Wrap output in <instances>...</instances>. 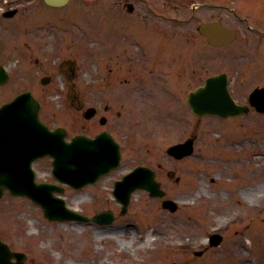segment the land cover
I'll return each instance as SVG.
<instances>
[{
    "label": "rangeland",
    "instance_id": "374dc122",
    "mask_svg": "<svg viewBox=\"0 0 264 264\" xmlns=\"http://www.w3.org/2000/svg\"><path fill=\"white\" fill-rule=\"evenodd\" d=\"M128 1L129 0H73L65 9L54 10L55 12L60 11V15L62 14L61 16L67 17L71 22L56 20L58 21V25L52 22L50 25L46 26L48 27L47 30L35 25L33 27L32 25L27 27L34 29L35 35L40 36L43 40H47V38H43V36H46L49 30H56L59 38L58 40L62 42H56L53 34L50 36L53 41H55L56 48L59 50L60 48H66L65 40H67V38L71 39L69 40L70 46L73 45L71 42L72 40H88L89 35L87 33L85 34L82 30H78L79 26L86 27L87 29V25L82 23L88 21L87 18L90 14L96 15L99 13L100 16H104L110 11L112 5L119 8L117 12L119 11L118 13L122 17H132L140 24L149 26L150 23L145 19L129 13ZM222 1L226 2L227 0ZM160 2H162V0ZM168 3L172 6L176 5V8L183 5L182 9L186 11L187 15L191 14L190 3L186 0H166L164 5ZM30 5L34 8L30 13L36 12L37 16L39 15V11L44 8L43 5L45 4L41 0H34ZM85 7H92L93 10L89 11ZM71 8L78 9L72 11ZM46 11L50 12L49 8H47ZM138 11L141 12V8H139ZM44 12L45 11H42L40 14H44ZM200 13L203 18L197 21L204 19H219L227 23L229 19L228 12L225 10H211L210 7H208L204 8L202 11L198 9V17ZM49 17L50 16H46L41 19L42 21L50 23L51 19L49 20ZM161 21L162 20H160V22L155 21L151 23V25L153 27L160 26L164 29L172 28L165 27L166 24ZM62 22H69L71 24L68 30H65V28L60 25ZM187 27L191 28V25ZM120 28H122L121 25ZM182 28L183 27H178V29ZM4 33L10 34L8 31H4L0 28V35L2 36ZM185 33L189 35L187 31H185ZM120 37L121 34H119V38ZM257 41H259V48H263L264 46L260 40ZM202 44L203 57L201 58V63L196 67V79H203L208 75L226 70L233 74V77L239 78L238 72H236V70L232 71L231 67L233 66V62L231 57H228L227 53H224L220 49L209 47L205 41H203ZM243 48L247 50V47L244 46ZM80 50L81 49L76 50L75 53H78L77 51ZM89 53L86 51L83 54L78 53L76 59L81 68V78L83 81L85 80V77L82 75L84 72V61L87 62V60L90 59L88 56ZM62 54L63 53H58L56 55ZM55 59H57V62L63 60L60 57L59 59L55 57ZM260 59H262L264 63V53H262ZM260 59L257 58V61L260 62ZM245 61H247V59H245ZM40 70L44 69L38 66V73L43 74ZM54 75L56 76V73ZM27 78L32 81L35 80V77L31 75L27 76ZM195 78L193 79L196 80ZM239 80H242V78ZM239 80L236 83L238 84L239 93L242 94L246 90V84L241 85ZM161 100L162 99H159V101ZM58 104H62L61 100ZM123 113L130 114L129 108L123 110ZM185 116L187 117L185 118L186 131H188V117L192 116L189 113H186ZM145 119V121H140L138 123L139 134L149 135L155 148H166L174 137L180 135V133H175V135L170 138L171 141H168L169 138L165 136V134L167 135L169 133L168 131L166 132V125L164 122L157 120L152 122L149 121L150 119ZM210 119L211 118L208 120L203 119L201 126L197 130L199 133V151L197 156L187 159L186 161L176 162L175 165L171 161L160 159L161 153L155 150L154 152H149L151 155L146 151V148L140 150L138 146L141 142H144V140H142L140 136L132 137L131 130H129L128 143L125 141L124 147H126L125 150L128 157L122 169L126 170L129 166L138 161L149 163L158 172V178L162 181L163 186L168 192L167 197L188 201L186 207H181L179 211L171 213L163 209L159 204L163 212V217H161V219L153 218L149 213L143 211L144 208L142 207V203L145 204L149 201L148 204H150L151 202H155V199L150 198L147 192L139 191L132 200L130 211L126 215L121 216L119 214L120 206H118L116 202H94L93 197L96 189L103 187L104 184L107 186L111 185V181H108L107 178L104 179L97 188H89V191H87V189L82 191L68 190L67 195L72 199V203H79L78 205L82 206L86 211L105 206L113 207L119 215V221L114 226L96 228L85 224H76L74 222H49L43 216L42 211L39 210L38 212L36 206L29 200L6 194L0 200V230L3 238L12 248L23 250L28 253L29 256L25 264H47L48 262L52 264H171L172 262H177V264H264V200L256 202L259 205L255 207L254 210L250 208L248 210V215L247 212H238L240 207L243 209L245 206H250L249 200L246 199L244 195H237V192L241 189L249 188V184L244 186L242 181L245 179L236 177L237 179L234 184H230L232 187L234 186L236 190L230 189L229 186L225 187L223 181L234 175L228 173L224 168H222L221 171L215 164L211 165L215 163L213 162L214 152H223L225 158H227L231 156L230 152H232V150L237 155H242L244 157L249 155L248 152L251 151V148L264 150V116L258 117L252 115L248 118H240L235 121L225 122L224 124ZM193 127L195 128V126ZM217 131L222 133L223 141H218L214 138L216 137ZM135 132L136 129L134 130V133ZM161 135H163L164 139ZM225 137L228 139H224ZM232 138H238L240 144L237 145L235 143L232 149L231 144L238 142L232 140L230 144L223 148V144L227 143V141ZM235 149L243 153L240 154L236 152ZM161 150L163 154H166L165 149ZM260 161L264 162V155H262ZM164 162L165 164L163 167H160V164ZM242 163L247 164V170L251 167L246 159L242 160ZM262 166L264 168V164ZM253 167H256V165L253 164ZM170 169L174 170L175 178L169 176L168 170ZM256 170L257 172L259 171L258 168H256ZM177 176L180 177V182L176 180ZM229 199H233L234 201L232 204L226 206L230 201ZM205 205L209 206V208ZM16 208L21 209L18 213L19 216H17L18 219L13 214V210ZM9 210L10 216L17 220L18 226L22 231L20 235L12 234L9 232L8 228L5 231L2 225L4 222H7V220H3L4 222L1 221L2 211ZM237 214L239 215L237 216ZM141 215H143L144 218L141 217ZM235 217L238 218V223L239 221L241 223L233 228L230 227L231 224L228 225L226 231L224 230V241L220 246L205 249L207 244L205 243L204 245L192 244L190 249L177 247L180 244V240L195 239L197 242H205L206 230L209 228V225L214 226L220 222L225 224L229 218ZM32 218H35L39 224H32ZM131 221H137L141 225V230H137L134 226L132 229L135 233H138L137 239L138 235L143 236L144 233L148 234L153 228L160 231L156 234V237H158V239L155 240L156 242L150 245L151 248H153L151 249L152 252L153 250L156 251V255L153 258L147 256V253L150 255V252L146 253L143 250L140 251L141 241H137L136 239L130 244L129 241L134 240L132 233L130 235H124L122 233L125 225ZM183 221L188 223L190 230H184V228H182L184 227ZM170 222L175 223L169 224ZM179 223L182 226L180 229L178 228ZM149 227L153 228L150 229ZM29 230H32L34 235L25 239L24 234ZM23 231L24 234H22ZM105 232L116 234L114 240L107 242L105 240L96 239L95 236L97 234ZM247 240H250L251 243H247ZM74 243H78V247H81L80 250L82 253L90 256L87 257L86 260L81 259L78 261L73 260L69 256L59 258L62 251L64 249L67 251L68 248L75 245ZM123 245L126 247H122ZM88 246L92 247V254H89L90 251L87 249ZM39 247L46 248L47 254L45 257L41 256L42 253H38ZM165 248L170 249L166 250ZM127 250L128 252H126ZM162 250L165 252H160L159 254V251ZM199 250H204V254L201 256L195 254V251ZM64 255H67V252H64Z\"/></svg>",
    "mask_w": 264,
    "mask_h": 264
},
{
    "label": "bare ground",
    "instance_id": "6f19581e",
    "mask_svg": "<svg viewBox=\"0 0 264 264\" xmlns=\"http://www.w3.org/2000/svg\"><path fill=\"white\" fill-rule=\"evenodd\" d=\"M198 30L204 31L205 35L212 42H215V41L223 42L224 37L222 35L226 34L229 31L224 26H222V24L216 23L215 21H207V22L203 23ZM210 89H211V86H207L204 88V90H210ZM215 94L218 95L217 93H215ZM248 161H250L252 163L254 161V157H251V159H249ZM233 162L237 163V164H241L240 160H234ZM248 194H250V193H248ZM97 236H98V239H100V236H105V235L98 234ZM113 236L114 235H111V237H113ZM151 238L152 237L149 236L147 240H151ZM79 257H82V256L79 255Z\"/></svg>",
    "mask_w": 264,
    "mask_h": 264
}]
</instances>
